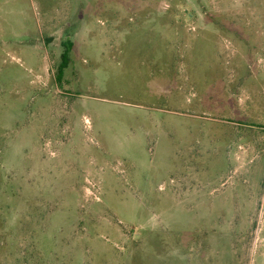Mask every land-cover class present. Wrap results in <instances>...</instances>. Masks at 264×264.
I'll list each match as a JSON object with an SVG mask.
<instances>
[{
  "label": "rangeland",
  "instance_id": "1",
  "mask_svg": "<svg viewBox=\"0 0 264 264\" xmlns=\"http://www.w3.org/2000/svg\"><path fill=\"white\" fill-rule=\"evenodd\" d=\"M263 234L264 0H0V264H264Z\"/></svg>",
  "mask_w": 264,
  "mask_h": 264
},
{
  "label": "trees",
  "instance_id": "2",
  "mask_svg": "<svg viewBox=\"0 0 264 264\" xmlns=\"http://www.w3.org/2000/svg\"><path fill=\"white\" fill-rule=\"evenodd\" d=\"M70 50H71V43L67 41L64 46V51L61 54V63L59 64L57 68V71H58L57 80L58 81L60 80V75L62 74V71L65 69V67L68 64Z\"/></svg>",
  "mask_w": 264,
  "mask_h": 264
},
{
  "label": "crops",
  "instance_id": "3",
  "mask_svg": "<svg viewBox=\"0 0 264 264\" xmlns=\"http://www.w3.org/2000/svg\"><path fill=\"white\" fill-rule=\"evenodd\" d=\"M257 242V244L261 241V242H264V234L262 235V237L259 239V240H256ZM263 252H264V249H263Z\"/></svg>",
  "mask_w": 264,
  "mask_h": 264
}]
</instances>
